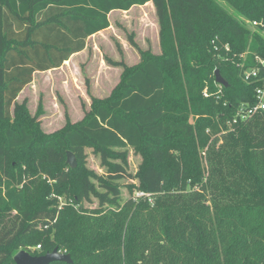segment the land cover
I'll return each instance as SVG.
<instances>
[{
    "label": "trees",
    "instance_id": "1",
    "mask_svg": "<svg viewBox=\"0 0 264 264\" xmlns=\"http://www.w3.org/2000/svg\"><path fill=\"white\" fill-rule=\"evenodd\" d=\"M224 1L239 16L215 0H0V125L11 124L0 138V264L36 245L31 255L58 248L72 264H264V111L237 116L263 86L243 72L264 59V0ZM149 2L165 59L128 70L75 126L42 137L24 124L17 100L36 73L84 51L110 13ZM125 148L148 155L138 192L149 197L120 204L116 181L135 177L108 158L124 161L112 150ZM86 149L108 166L105 194L80 174ZM67 152L75 169L49 167L68 168ZM15 161L26 166L17 179ZM90 194L109 206L85 208Z\"/></svg>",
    "mask_w": 264,
    "mask_h": 264
},
{
    "label": "rangeland",
    "instance_id": "2",
    "mask_svg": "<svg viewBox=\"0 0 264 264\" xmlns=\"http://www.w3.org/2000/svg\"><path fill=\"white\" fill-rule=\"evenodd\" d=\"M215 1L229 13L239 16L226 1ZM109 22V28L89 38L83 52L74 55L57 70L36 73L33 82L20 94L17 103L24 112V124L31 128L32 123L42 137H51L68 125L75 126L83 122L92 113L94 102L112 98L127 71L138 67L145 58L154 57L159 61L165 59L160 23L153 3L134 7L126 12H112ZM7 125L11 124L0 125V138ZM112 152L116 156H123L125 160L110 157L108 163L125 164L128 173L135 177L132 180L116 181L120 191L118 203L123 204L138 192V173L149 159L147 154L133 148L116 149ZM84 154L85 160L80 174H88L95 190L105 194L106 190L99 179L106 180L108 166L103 164L101 155L93 149H86ZM20 160L23 161L22 158ZM49 167H61L66 172L70 168L63 167V164ZM25 169L23 163L15 161L12 162L10 171L17 179ZM41 181L54 186L50 177H43ZM62 202L63 197L60 198V203ZM108 204L105 202L101 205L100 198L91 194L87 201H83V206L88 209L106 208ZM37 247L38 245L31 246L27 250L33 253L37 251Z\"/></svg>",
    "mask_w": 264,
    "mask_h": 264
},
{
    "label": "built area",
    "instance_id": "3",
    "mask_svg": "<svg viewBox=\"0 0 264 264\" xmlns=\"http://www.w3.org/2000/svg\"><path fill=\"white\" fill-rule=\"evenodd\" d=\"M248 26L254 31H256L258 28L262 27L259 23L257 22H249L247 21ZM263 38H264V30L261 32ZM257 61L260 65V67H257L255 69H248L244 70L243 72V79L246 83H251L254 79H258L260 81H263V86L258 88L256 90V98H257V103L254 106L250 105H241L238 112L237 116L241 117L242 119H250L256 114L263 112L264 111V59H259L257 58ZM207 96V94H204ZM235 122V121H234ZM149 195L142 193V192H137L134 199H140V198H148ZM41 246L37 247V250H40ZM63 254H66L64 252H61Z\"/></svg>",
    "mask_w": 264,
    "mask_h": 264
},
{
    "label": "water",
    "instance_id": "4",
    "mask_svg": "<svg viewBox=\"0 0 264 264\" xmlns=\"http://www.w3.org/2000/svg\"><path fill=\"white\" fill-rule=\"evenodd\" d=\"M215 81L217 84L224 87L228 86L227 81L221 76L220 71H215ZM67 164L71 169L77 167V159L74 153L67 152ZM54 262H63L72 264L73 261L69 254H63L58 248H55L52 252L46 253L41 256H33L29 252L22 250L14 257L15 264H52Z\"/></svg>",
    "mask_w": 264,
    "mask_h": 264
},
{
    "label": "crops",
    "instance_id": "5",
    "mask_svg": "<svg viewBox=\"0 0 264 264\" xmlns=\"http://www.w3.org/2000/svg\"><path fill=\"white\" fill-rule=\"evenodd\" d=\"M149 3H150V2H149ZM149 3H147V4H149ZM134 7H137V6H134ZM134 7H132V8H134ZM132 8H131V9H132ZM131 9H130V10H131ZM114 12H115V11H114ZM121 12H125V11H121ZM110 14H111V13H110ZM101 32H102V31H101ZM99 33H100V32H99ZM97 34H98V33H97ZM95 35H96V34H95ZM93 36H94V35H93ZM90 38H91V37H90ZM88 40H89V39H88ZM82 52H83V51H82ZM80 53H81V52H80ZM77 54H79V53H77ZM77 54H75V55H77ZM73 56H74V55H73ZM73 56H72V57H73ZM72 57H71V58H72ZM71 58H70V59H71ZM70 59H69V60H70ZM69 60H68V61H69ZM68 61H67V62H68ZM65 63H66V62H65ZM65 63H64V64H65ZM55 70H57V69H55Z\"/></svg>",
    "mask_w": 264,
    "mask_h": 264
}]
</instances>
